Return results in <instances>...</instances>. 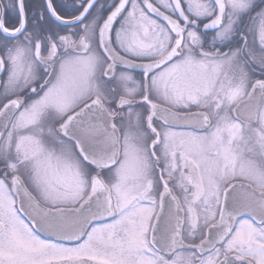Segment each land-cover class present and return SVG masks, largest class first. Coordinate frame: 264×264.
I'll use <instances>...</instances> for the list:
<instances>
[{
  "label": "snow or ice",
  "instance_id": "6c2138e0",
  "mask_svg": "<svg viewBox=\"0 0 264 264\" xmlns=\"http://www.w3.org/2000/svg\"><path fill=\"white\" fill-rule=\"evenodd\" d=\"M0 264H264V0H0Z\"/></svg>",
  "mask_w": 264,
  "mask_h": 264
}]
</instances>
